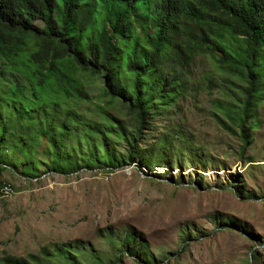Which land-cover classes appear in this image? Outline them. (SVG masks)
<instances>
[{
	"label": "trees",
	"instance_id": "obj_1",
	"mask_svg": "<svg viewBox=\"0 0 264 264\" xmlns=\"http://www.w3.org/2000/svg\"><path fill=\"white\" fill-rule=\"evenodd\" d=\"M199 56L241 82L240 95L222 94L213 113L224 130L237 129L243 151L264 102V0H0V170L36 177L37 153L59 175L161 164L170 138L157 153L137 140L188 92ZM115 103L134 118L130 137L108 111ZM107 236L120 255L153 263L135 233ZM86 250L74 241L47 258L0 264H77L73 252Z\"/></svg>",
	"mask_w": 264,
	"mask_h": 264
},
{
	"label": "rangeland",
	"instance_id": "obj_2",
	"mask_svg": "<svg viewBox=\"0 0 264 264\" xmlns=\"http://www.w3.org/2000/svg\"><path fill=\"white\" fill-rule=\"evenodd\" d=\"M240 86L197 57L188 92L148 120L137 140L157 153L167 135L161 164L136 160L59 175L46 170L37 153L36 177L0 170V188L12 190L8 198L0 190V258L43 259L57 245L80 241L87 250L73 252L79 264H139L120 255L107 236L128 231L148 245L152 264H264V102L243 151L237 129L224 130L213 113L216 100L224 93L239 96ZM107 108L130 137L134 118L116 103ZM115 146L124 151L122 143Z\"/></svg>",
	"mask_w": 264,
	"mask_h": 264
},
{
	"label": "bare ground",
	"instance_id": "obj_3",
	"mask_svg": "<svg viewBox=\"0 0 264 264\" xmlns=\"http://www.w3.org/2000/svg\"><path fill=\"white\" fill-rule=\"evenodd\" d=\"M4 188H6V189H11L10 186H6V187H4ZM0 190H2V189H0ZM11 191H12V190H6V191H3V190H2L3 196H4V197H7V198L10 197V196L12 195Z\"/></svg>",
	"mask_w": 264,
	"mask_h": 264
},
{
	"label": "built area",
	"instance_id": "obj_4",
	"mask_svg": "<svg viewBox=\"0 0 264 264\" xmlns=\"http://www.w3.org/2000/svg\"><path fill=\"white\" fill-rule=\"evenodd\" d=\"M0 189H2L3 191H6V190H11V189H6V188H4L3 186H1V188Z\"/></svg>",
	"mask_w": 264,
	"mask_h": 264
}]
</instances>
